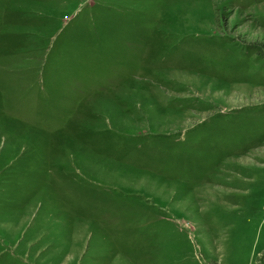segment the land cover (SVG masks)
Masks as SVG:
<instances>
[{"label":"rangeland","instance_id":"obj_1","mask_svg":"<svg viewBox=\"0 0 264 264\" xmlns=\"http://www.w3.org/2000/svg\"><path fill=\"white\" fill-rule=\"evenodd\" d=\"M0 264H264V0H0Z\"/></svg>","mask_w":264,"mask_h":264}]
</instances>
